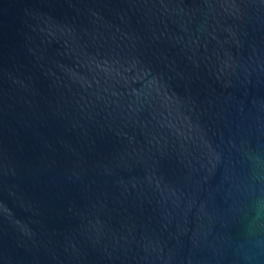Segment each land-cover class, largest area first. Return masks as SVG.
I'll use <instances>...</instances> for the list:
<instances>
[{
    "label": "water",
    "instance_id": "95a60500",
    "mask_svg": "<svg viewBox=\"0 0 264 264\" xmlns=\"http://www.w3.org/2000/svg\"><path fill=\"white\" fill-rule=\"evenodd\" d=\"M0 264H264V0H0Z\"/></svg>",
    "mask_w": 264,
    "mask_h": 264
}]
</instances>
